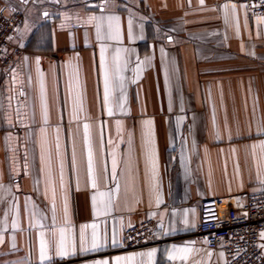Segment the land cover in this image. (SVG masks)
<instances>
[{
	"label": "crops",
	"instance_id": "crops-1",
	"mask_svg": "<svg viewBox=\"0 0 264 264\" xmlns=\"http://www.w3.org/2000/svg\"><path fill=\"white\" fill-rule=\"evenodd\" d=\"M4 6L24 11V52L0 73V264H222L197 236L201 202L264 186V15L243 0ZM148 217L163 242L121 249Z\"/></svg>",
	"mask_w": 264,
	"mask_h": 264
},
{
	"label": "built area",
	"instance_id": "built-area-1",
	"mask_svg": "<svg viewBox=\"0 0 264 264\" xmlns=\"http://www.w3.org/2000/svg\"><path fill=\"white\" fill-rule=\"evenodd\" d=\"M250 15H264V0H243ZM24 17L22 9L6 6L0 9V73L8 69L22 47L12 44ZM197 236L212 249L224 255L222 264H264L260 234L264 231V186L246 194L244 203L233 198H206L201 202ZM158 221L148 217L123 231V250L148 248L163 242L157 239Z\"/></svg>",
	"mask_w": 264,
	"mask_h": 264
},
{
	"label": "snow or ice",
	"instance_id": "snow-or-ice-1",
	"mask_svg": "<svg viewBox=\"0 0 264 264\" xmlns=\"http://www.w3.org/2000/svg\"><path fill=\"white\" fill-rule=\"evenodd\" d=\"M108 88H109V85H108V79H107V75L105 76V101L107 102L108 100ZM109 114H111V110H109ZM146 123H150L149 122H146ZM87 128V126H85ZM115 164V162H114ZM89 166L91 167V157L89 158ZM95 186V185H93ZM93 199H95V197H93ZM83 227H87V226H83ZM93 228H95V226L93 225ZM84 240H85V237H84V234H83V229H82V232H81V246H82V250H86L83 248V244H84ZM115 243V241H113ZM101 244H100V241L96 235L95 232H93V237H92V248L95 249V248H98L100 247ZM154 251L153 250L152 252H149L148 255L149 256H152L154 255ZM67 251L64 250V247H63V243H61V245L58 246L57 248V255H60V256H65L67 255ZM45 259H48V256H47V252H46V245H45V242L43 240V238L41 239V244H40V260L43 261ZM121 259L120 257H117L116 259V264H121ZM130 259V258H128ZM102 264H108V261H103Z\"/></svg>",
	"mask_w": 264,
	"mask_h": 264
}]
</instances>
